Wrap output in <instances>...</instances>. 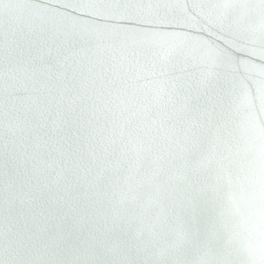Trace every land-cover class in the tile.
Here are the masks:
<instances>
[{"label": "snow or ice", "instance_id": "1", "mask_svg": "<svg viewBox=\"0 0 264 264\" xmlns=\"http://www.w3.org/2000/svg\"><path fill=\"white\" fill-rule=\"evenodd\" d=\"M0 264H264V0H0Z\"/></svg>", "mask_w": 264, "mask_h": 264}]
</instances>
